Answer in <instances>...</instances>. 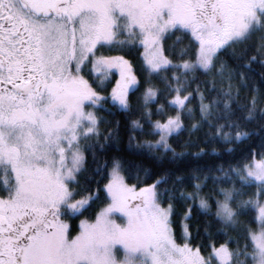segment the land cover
Returning a JSON list of instances; mask_svg holds the SVG:
<instances>
[{"label": "snow or ice", "instance_id": "snow-or-ice-1", "mask_svg": "<svg viewBox=\"0 0 264 264\" xmlns=\"http://www.w3.org/2000/svg\"><path fill=\"white\" fill-rule=\"evenodd\" d=\"M0 264H264V0H0Z\"/></svg>", "mask_w": 264, "mask_h": 264}, {"label": "trees", "instance_id": "trees-1", "mask_svg": "<svg viewBox=\"0 0 264 264\" xmlns=\"http://www.w3.org/2000/svg\"><path fill=\"white\" fill-rule=\"evenodd\" d=\"M116 119L120 120L122 123L124 122L125 117L120 116L119 114H117V116L115 117ZM109 120H112L113 117H108ZM187 139V137H181L180 141H177L176 144H180L183 143L185 140ZM256 143H259V138L255 139ZM176 144H174V146H176ZM126 147V137L124 138V145ZM182 149L177 147V151H181ZM187 151L190 152H196L197 149L192 148V149H188ZM112 155H115V152L111 153ZM229 159L228 157H224L223 159H217L213 156H208L203 158L202 160H193L191 158H186L183 159L181 161H177L175 163H171L168 161H165L163 164L157 165V167L162 171V172H174L177 175H183V176H187L188 175V170L191 167H196L199 166L201 168L205 167L206 165H209L211 163H216L217 165L220 164H224L225 168L227 167V164L225 163V160ZM99 179V178H98ZM93 188H95V185H93ZM247 219V218H245ZM79 222L77 221V224Z\"/></svg>", "mask_w": 264, "mask_h": 264}]
</instances>
